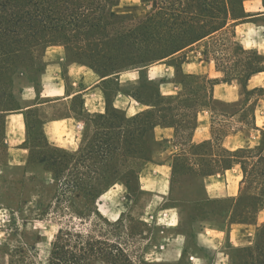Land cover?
Returning a JSON list of instances; mask_svg holds the SVG:
<instances>
[{"label": "trees", "instance_id": "16d2710c", "mask_svg": "<svg viewBox=\"0 0 264 264\" xmlns=\"http://www.w3.org/2000/svg\"><path fill=\"white\" fill-rule=\"evenodd\" d=\"M118 1L0 0V112H3L0 114V128L4 112L20 108L7 105L19 102L16 95H20L23 89L21 79H27L28 84H39L44 67L43 52L48 45H64L70 59L89 65L103 76L134 68L145 69L170 58L176 65V78L183 86L179 95H162L160 84L143 75L126 91L137 100L152 105V109L133 117L111 108L106 114L89 115L92 128L90 126L86 131L76 153L52 148L48 144L45 148L40 144L35 148L40 149L43 162L55 161L49 154L53 149L79 162L97 161L101 168L116 163L121 176L103 189L92 186L86 192L87 201L93 202L116 183L130 188L131 176L138 181V167L152 160L158 149V142L152 134L155 126L193 127L197 112L214 105L213 88L220 79L185 74L182 70L183 52L205 41L204 53L208 56L210 40L232 22L248 17L245 0H144L154 3L156 9L130 24L116 25L115 19L120 15L114 6ZM40 49L42 57L39 59ZM232 54L231 66L221 67L218 58L213 59L217 70L223 73V81H236L245 87L254 73L264 71V56L256 51L245 50L236 43ZM240 55L246 58L242 59ZM263 92L264 88H257L247 90L246 95ZM90 137L92 140L88 141ZM235 161L242 164L244 171V187L237 202L209 199L206 177ZM99 175L101 180L105 178L102 171ZM170 198L182 214V229L191 236L195 235V231H191L193 224L199 220L218 225L227 218L230 222L253 221L264 206V154L258 149L225 151L215 162L177 155L173 162ZM106 246L103 254L94 253L86 259H95V264L103 259L111 264L131 263L122 248L109 243ZM57 255L60 254L53 250L48 264H57L56 260L61 257ZM231 257L232 264H264V224L258 229L255 245L236 248ZM72 258L75 257L68 259L71 264H79V260Z\"/></svg>", "mask_w": 264, "mask_h": 264}, {"label": "crops", "instance_id": "0c3cea01", "mask_svg": "<svg viewBox=\"0 0 264 264\" xmlns=\"http://www.w3.org/2000/svg\"><path fill=\"white\" fill-rule=\"evenodd\" d=\"M244 6L248 17L230 24L236 41L245 50L264 56V0H245ZM204 43L183 52L182 70L185 74L220 79L213 88L214 105L197 112L193 127L155 126L152 134L158 142L157 152L152 160L137 169L139 190L151 195L142 222L164 230L159 244L149 251L156 254V262H179L187 258L188 264H232V251L255 245L258 229L264 224V206L253 221L230 222L227 218L222 225L201 221L191 248L190 235L182 229V214L170 198L173 162L177 155L215 162L225 151L258 149L264 154V94L246 95L247 90L264 88V71L254 73L245 87L236 81L225 82L223 73L204 53ZM43 61L39 84L24 86L22 106L4 112L0 146L5 148L6 156L4 162H0L2 168L5 164L25 166L32 162L33 151L39 145L34 140V112L45 144L76 153L90 128L89 115L106 114L111 108L133 117L153 108L126 91L143 75L158 82L164 96H177L183 91L171 58L145 69L134 68L103 76L89 65L70 59L64 45L52 44L44 49ZM246 111L250 113L249 120L245 117ZM200 145L203 146L199 149ZM116 186H124L129 191L125 184L116 183L100 198L104 199ZM243 187L244 171L239 161L205 179L206 193L212 200L232 199L236 203ZM99 210L102 211L100 207ZM122 218L123 212H119L114 222ZM210 251L215 253L213 259L207 256Z\"/></svg>", "mask_w": 264, "mask_h": 264}, {"label": "rangeland", "instance_id": "374dc122", "mask_svg": "<svg viewBox=\"0 0 264 264\" xmlns=\"http://www.w3.org/2000/svg\"><path fill=\"white\" fill-rule=\"evenodd\" d=\"M155 9L154 3L144 0H119L114 6L120 15L115 24H130ZM236 43L234 28L230 25L210 40L209 58L213 60L217 57L221 67L231 66ZM38 56L39 59L42 57V49ZM240 58L246 57L240 55ZM21 80L23 87L28 84L27 79ZM16 96L19 102L7 107L22 106L21 94ZM32 116L34 140L45 148L38 116L35 112ZM245 117L249 120L248 111ZM90 126L92 128V123ZM91 140L90 137L88 141ZM5 154V148L0 146V162H4ZM49 154L55 161H41L42 153L40 149H35L32 162L28 165L0 166V264H48L53 250L61 255H57L60 257L56 260L57 264H69L70 256L79 260V264H95V259L90 261L86 257L90 258L94 253L103 254L107 249L106 243L122 248L131 260L128 264H188L187 258L179 262H156V254L149 253L159 244L164 230L158 225L142 222L151 195L139 190L133 176L129 179V191L124 186H116V190L104 199L99 197L97 201H87L86 192L92 186L103 189L114 178L121 176L117 164L112 162L101 168L97 161L79 162L58 150L50 149ZM101 171L105 177L102 180ZM80 177L82 181L78 180ZM119 212H123V218L114 223ZM200 224L201 221H196L191 231L198 230ZM193 243L194 238L190 234L189 247L192 248ZM212 252L207 256L213 259L215 253ZM106 260L96 264H111Z\"/></svg>", "mask_w": 264, "mask_h": 264}]
</instances>
